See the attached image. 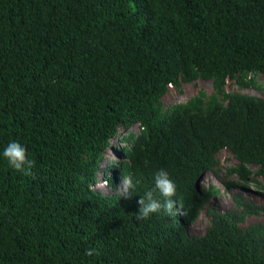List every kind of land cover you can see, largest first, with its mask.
<instances>
[{
  "label": "trees",
  "instance_id": "trees-1",
  "mask_svg": "<svg viewBox=\"0 0 264 264\" xmlns=\"http://www.w3.org/2000/svg\"><path fill=\"white\" fill-rule=\"evenodd\" d=\"M261 75L264 0H0V264H264V223L241 227L264 206L241 195L243 213L210 208L191 237L197 206L182 222L138 220L91 189L110 140L136 126L122 176L179 171L177 192L196 195L190 177L227 148L261 186L264 98L225 89L264 91ZM201 80L212 94L164 106L170 86ZM12 141L31 175L3 157Z\"/></svg>",
  "mask_w": 264,
  "mask_h": 264
},
{
  "label": "clouds",
  "instance_id": "clouds-1",
  "mask_svg": "<svg viewBox=\"0 0 264 264\" xmlns=\"http://www.w3.org/2000/svg\"><path fill=\"white\" fill-rule=\"evenodd\" d=\"M258 79V78H257ZM227 85L225 89L228 90ZM238 87L237 85H235ZM171 90H177L174 87H169V93ZM241 90V89H240ZM179 92V91H178ZM168 93V94H169ZM180 93V92H179ZM240 93V92H235ZM243 94V93H242ZM248 95V94H247ZM166 97V96H165ZM256 97V96H255ZM179 102V103H185ZM178 103V104H179ZM175 105V104H174ZM172 106V105H171ZM142 131L138 126L134 128L123 129L120 128L118 135L115 138L110 140V145L103 154V157L97 161V171L95 173L96 180L92 182L91 189L99 193L101 197H108L111 195H118L126 200L128 204H132L135 207V210L138 211L136 219L143 220L149 218V216L160 217L163 220L170 222H182L184 216L191 212L192 209L197 206L198 216L196 219L187 226V234L189 233V227L197 222L199 217L205 211L206 215L209 217L210 222L208 228L211 224V217L208 214L210 208H213L219 211L222 214H232V213H243L242 208L236 207V200L234 196L241 195L243 198L244 195L240 193H234L236 190H245L248 189L251 184H255L252 181H249L246 185V182L242 181L238 175L236 180L234 177L233 169H236L239 161L230 152L227 148L222 151H228L232 158L236 161V164L230 166L226 169L224 175L231 176L232 179L227 183H222L220 173L222 168L220 165L219 154L216 155L217 164L212 167L205 169L204 171L197 172L192 174L190 177L191 184L196 186L197 194L194 195L188 189V194L177 192L178 187L187 188L188 181L184 178V174H178L179 171L170 174L164 169H158L154 172V177H142L139 180L133 179V175L129 174L127 176L120 175L118 169L125 161L123 153L126 148H130V144L124 141V138L130 136L131 134L139 135ZM3 157L7 160L8 164L17 172H22L25 175H31V168L34 167V161L28 159L27 149L20 144L19 142L12 141L10 142L2 153ZM254 172L257 171V166L253 164L248 165ZM209 174L211 178L216 180V183H222L226 185V189H212L211 185L209 187H204L202 185L204 176ZM254 175H252V178ZM112 180L116 183V189L114 190L111 186ZM232 197L235 205H233L228 210H223L218 202L221 200L226 204V198ZM246 199V198H245ZM248 200V199H246ZM249 201V200H248ZM251 202H254L250 200ZM222 204V203H221ZM222 207H225L222 205ZM261 216L253 215L246 216L241 227H248L246 223L247 219L250 217ZM264 217V214L262 215ZM207 228V230H208ZM206 230V231H207ZM206 233V232H205ZM204 233V235H205ZM203 235V236H204ZM191 236V235H190ZM203 236H191V237H203ZM95 254L94 249H89L87 255Z\"/></svg>",
  "mask_w": 264,
  "mask_h": 264
},
{
  "label": "rangeland",
  "instance_id": "rangeland-1",
  "mask_svg": "<svg viewBox=\"0 0 264 264\" xmlns=\"http://www.w3.org/2000/svg\"><path fill=\"white\" fill-rule=\"evenodd\" d=\"M257 82L261 84L264 88V76H259L257 79ZM228 90H232L234 92H240L243 94H248L260 98H264V91H259L256 89H239L235 85L231 84L229 87H227ZM199 91H205L207 94H212L214 92L213 83L211 81H198L196 83H190V84H183L182 86V92L179 93L177 90H171L169 94L164 97L163 102L164 106L167 108L171 105L178 104L179 102L187 101L189 98L194 97L196 94H198ZM220 159V167L222 168V171L220 173L221 180L223 182L230 180L226 175H224L226 169L230 166H233L236 164V161L232 158V155L228 151H222L219 154ZM209 174H206L204 176V180L202 185L204 187H209L208 185H211V183L215 182L216 180L214 178H211V176H208ZM236 180L238 179L237 176L234 177ZM259 182L261 183V186L257 184H251V186L245 188V190H236L234 193H240L244 195L246 199L249 201L252 200L259 206H264V179L261 177L258 178ZM221 186V183H220ZM221 188V187H219ZM222 189V188H221ZM226 204H224L221 200L218 202V205L223 210L230 209L233 205H235L234 201H232V197L226 198ZM222 203V204H221ZM225 206V207H222ZM210 219L206 215L205 211L202 213V215L199 217L196 223H194L191 227H189V233L191 236H203L206 232L208 225H209ZM246 223L248 225L250 224H257V223H264V217L261 216H255L250 217L247 219Z\"/></svg>",
  "mask_w": 264,
  "mask_h": 264
},
{
  "label": "bare ground",
  "instance_id": "bare-ground-1",
  "mask_svg": "<svg viewBox=\"0 0 264 264\" xmlns=\"http://www.w3.org/2000/svg\"><path fill=\"white\" fill-rule=\"evenodd\" d=\"M234 175L235 176H238V174L237 173H234ZM230 180L232 179V177L231 176H228V175H226ZM230 180H228V181H230ZM228 181H225V182H222V183H227ZM221 183V186H220V183H211V187H212V189H226L227 187H226V185L225 184H222ZM219 187H221V188H219Z\"/></svg>",
  "mask_w": 264,
  "mask_h": 264
}]
</instances>
